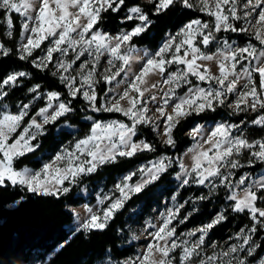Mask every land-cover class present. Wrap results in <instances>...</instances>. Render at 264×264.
<instances>
[{"label":"snow or ice","instance_id":"obj_1","mask_svg":"<svg viewBox=\"0 0 264 264\" xmlns=\"http://www.w3.org/2000/svg\"><path fill=\"white\" fill-rule=\"evenodd\" d=\"M148 3L153 5L152 15L166 14L170 9L181 6L197 9L212 20L192 19L175 34H169L168 39L155 53L149 55L145 52L148 59L128 86L122 92L109 97L113 89L108 88L101 96L97 86L102 82L111 84L124 71L131 57L123 53L122 48L129 46L133 37L148 31L153 23L149 13L140 4L128 7L126 0H0L8 37L13 35L11 14L19 13L25 18L21 25L24 42L17 49L18 58L29 61L40 71L47 70L52 65L55 69L52 75H58L67 90L65 96V93L54 90L44 92L40 84H34L28 89L29 93L34 94L28 103L21 101L15 113L8 110L0 112V188L9 185L21 186L27 192L41 196H63L72 191L71 186L77 183L78 178L95 173L103 165L117 162L119 157L131 158L138 152L155 151L154 144L147 140L134 139L140 126H151L153 131L161 130L160 124L155 123L148 114L149 100L159 103L156 95L145 97L146 93H151L158 87L156 83L148 84L146 77L149 74L160 75L164 77L165 84L172 85L161 97L162 106L155 108V113L159 114L157 119L163 120V143L168 146L175 147L173 132L181 120L208 110L216 111L218 106L226 104L228 95L233 93H236L237 98L227 106L235 112H259L251 123L264 126V48L258 53L251 42L244 47H233L225 39L222 49H218L221 54L218 75L200 63L214 59V55L205 54L201 46L207 48L216 42L217 33H249L264 46V0H244L243 3L240 0H148ZM125 8L127 14L122 22L137 21L131 30H122L112 35L99 27L103 13H119ZM239 21H244V26L238 27L235 22ZM45 41H49V45L44 55L34 56L33 53ZM70 51L75 55L70 57ZM131 51L129 48V52ZM11 53L12 49L0 41V56L7 57ZM55 53L68 59H55ZM85 53L92 57L91 62L87 59L81 60ZM105 53L106 67L98 75V66ZM116 61L122 62L121 66L112 72ZM244 61L249 63L245 64ZM251 61H256V64L253 65ZM172 65L183 67L169 72ZM253 73L257 74L258 84L252 78ZM192 77L196 81L206 82L208 86L202 87L194 83ZM242 77L247 78L244 85H240ZM30 78L31 73L22 70L0 77V101L9 95L11 89L22 86L24 80ZM182 85H188L187 91L178 97L175 90ZM42 96L46 98V105L39 108L34 116L30 115L33 101ZM78 97L87 102L92 112L121 113L129 122L94 120L87 136L76 141L71 149L66 148L56 154L51 162L45 163L38 171L26 167L16 168L17 159L39 148V143L34 144L33 141L37 135L44 133L45 125L54 124L61 117L75 111L72 101ZM169 106L171 111H168ZM36 117L41 119L37 120ZM243 123L217 124L204 139V143L210 147L205 149L200 145L195 150L189 149V152L195 151L194 165L190 171L179 161L184 176L182 186L190 183L205 185L206 182L213 188L222 186L229 190L227 199L233 202L228 207L237 213L247 211L252 221L251 226L246 225L235 235V239L241 243L231 244L227 250L221 249L211 255L202 254L205 237L215 226L227 221L228 208L219 211L209 223L187 233L190 237L200 233L191 245L186 240L174 239L178 234L173 220L177 219L180 209L188 203L185 201L184 204L177 205L174 211L170 209L156 231L149 233L151 239L145 251L124 260L122 264H233L234 261L235 264H253V261L255 264H264V257L257 258V249L261 245L254 239L258 232L264 231V207L258 206V202L264 203V176L253 180L248 174H242L235 184L232 182L236 175L233 170L245 167L240 158L245 153L249 157L246 161L248 166L254 167L256 162L264 163V139L249 141L243 135ZM233 130H237L239 134L234 135ZM199 132V126L193 130V133ZM172 164L173 160L168 156L149 161L148 165L137 170L142 176L137 183H131L137 172L128 173L115 185V192L119 195L113 192L100 197L98 204L104 205L108 201L107 206L95 212L88 207L87 212L90 215L75 231H104L109 221L133 195L159 180ZM180 175L177 174L178 179ZM236 189H240L242 194H238ZM196 199L205 200L208 197L199 196ZM71 211L79 220V214L74 209ZM193 211L197 209L194 208ZM191 215L192 212H189L178 223H184ZM149 227L155 225L150 224ZM67 243L66 240L61 247ZM212 247L215 248L216 245ZM177 249L180 250L178 258L174 255ZM239 253H244L243 257Z\"/></svg>","mask_w":264,"mask_h":264},{"label":"trees","instance_id":"obj_2","mask_svg":"<svg viewBox=\"0 0 264 264\" xmlns=\"http://www.w3.org/2000/svg\"><path fill=\"white\" fill-rule=\"evenodd\" d=\"M128 7L140 4L147 11L153 23L145 33L140 36L133 37L131 44L148 47H158L169 31H175L180 26L186 24L192 19L200 18L204 21L210 18L197 9H186L181 6L170 9L166 14L159 16L152 15L153 5L148 0H126ZM127 14V10L122 9L119 13L111 11L103 13V19L99 27L107 28L111 31H117L121 25L133 27L137 21L121 22L122 18ZM12 37H8V31L4 21V10H0V39L10 49L12 53L3 57L0 56V77L7 75L13 71H27L31 73L30 79H25L22 86L11 89L9 95L1 103L16 108L23 101H27L32 93L28 89L34 84H40L42 90L59 91L65 93L67 90L61 84L58 75L53 76L54 69L51 65L44 71L34 68L29 61H22L18 58L17 49L19 48V39L22 34V21L19 13L13 12ZM212 20V19H211ZM219 37L237 38L238 40L247 42L255 40L254 37L247 36L245 33L221 32L217 33ZM37 51L33 53L34 56ZM257 80V74H255ZM103 93V91L101 90ZM64 98V97H62ZM45 105V101L40 99L30 112L34 115L36 111ZM75 111L69 113L66 117H61L54 124H48L47 130L41 134L37 141L39 148L15 161V166L22 168L25 166L42 167L43 160L51 157L63 145H68L84 138L90 133L92 121L89 116L99 119L119 118L125 122H129L121 113L108 112H92L86 101L82 97H78L72 101ZM255 114H250L246 119L244 114H237L233 109L227 106H218L216 111H205L199 115L193 114L187 119L181 120L180 124L174 130V138L176 140L175 147L168 146L161 142L160 138L152 130L151 126H140L138 129V137L146 138L150 143L154 144L155 151L138 152L131 158L119 157L117 162L101 166L95 173L84 175L79 178L78 182L72 185V191L63 196H41L27 192L21 186H11L0 188V264H26L37 262V264H97L99 260L104 258L108 253L113 254L117 258L130 255L134 249V244H128L124 237L126 224L131 216L133 207L142 204L145 209L150 207L157 198L156 189L161 184L168 186L167 195L174 192L173 175L178 170L177 165L171 167L162 177L145 187L144 190L133 195L124 207L116 213L115 217L109 221L108 227L104 231H92L86 233L83 231H72L69 225L74 220L71 205H78L85 197L79 194V190L85 185H96L100 182L105 187L111 186L117 177L141 162L147 161L156 155L167 153L174 159L180 156L181 151L188 145L192 138L187 132L195 122L204 121H243L245 126L244 136L249 141L264 138V126L249 124ZM66 124L74 126L76 129H69ZM64 126V127H63ZM242 162H246L249 158L245 153L241 157ZM252 172H257L264 168V163L256 162L254 167L248 166ZM244 169V168H243ZM242 169V170H243ZM242 170L238 171L239 173ZM190 191H182V197L189 195ZM23 197V199H21ZM17 201H20L17 203ZM259 206L264 203L258 202ZM187 206L183 207L186 214ZM219 210V204L214 203L212 199L202 200L198 210L189 216L186 224L192 225L199 222H205L211 219ZM227 221L215 226L212 231V237L227 238L233 231L247 225L251 226L252 221L249 214L233 212L231 209L227 211ZM256 239L261 245L257 249V258L264 252V231L256 234ZM68 243L61 247L65 241Z\"/></svg>","mask_w":264,"mask_h":264},{"label":"rangeland","instance_id":"obj_3","mask_svg":"<svg viewBox=\"0 0 264 264\" xmlns=\"http://www.w3.org/2000/svg\"><path fill=\"white\" fill-rule=\"evenodd\" d=\"M241 3L244 2V0H240ZM1 10V9H0ZM71 11H77L76 9H70ZM21 15V14H20ZM209 17V16H208ZM211 21V17H209ZM24 16L21 15V21L22 23L24 22ZM13 20V17H12ZM123 20V18H122ZM121 20V22H122ZM83 22V21H82ZM123 23V22H122ZM237 24V26H244V21H239V22H235ZM183 26V25H182ZM182 26H180L177 30L175 31H169L165 37L163 38V40L159 43V46L154 48V47H148V46H139L136 44H130L127 47L122 48V52L129 54L130 55V61L129 64L127 66H125L124 71L120 73L119 76H117L115 78V80L112 81L111 84H104L103 82L101 84H99L97 86V91L98 93H100L101 96L104 95V92L108 89L111 88L113 89V92L109 93V97L112 95H115L117 93L122 92L127 86L128 84L132 81V79L134 78V76L136 74H138L142 67L144 66L146 60L148 59V56L145 55V52H147L149 55H151L152 53H155L162 45L163 43L168 39L169 34H175ZM134 27V26H133ZM103 31L108 32L112 35H116L118 34L120 31L122 30H131L132 27H128L127 25H121L120 28L117 31H111L107 28L104 27H100ZM12 31V29H11ZM252 32V29L250 28V33ZM247 34V36L250 37H254L253 35H250L249 33H245ZM74 36L76 34H73ZM52 39V38H50ZM228 40V42L230 44H232L233 47H244L247 46L249 42H251L253 45L256 46L258 53L259 51L264 48V46H261L259 41L256 40H248L247 42L238 40L237 38H229V37H219L217 36V41L214 42L213 44L209 45L207 48L202 47V51L205 52V54H209V55H214V59L213 60H204V61H200V63L204 64L205 66H207L210 71L213 74H217L218 75V62L219 59L221 58V54L218 51V49H222L223 47V41L224 40ZM1 41V39H0ZM24 42V39L22 38V34L21 37L19 39V46L21 45V43ZM49 45V41H45L44 44L41 45L40 49H37L36 51L38 52V54L36 56H42L44 55V52L46 50V47ZM6 46V45H5ZM7 47V46H6ZM8 48V47H7ZM129 48L132 49L131 52H129ZM75 53H72L70 51V57L74 56ZM54 58L55 59H68V57H61L59 53H55L54 54ZM87 59L90 62L92 61V57L89 56L87 53H85L84 57H81V60ZM106 59H107V53H105L104 56L101 57L99 66H98V75L103 73V69L106 67ZM79 61L77 62V65H79ZM116 67L112 68V72L117 71V69L121 66L120 61H116ZM245 64H248V61H244ZM251 63L253 65L256 64V61H251ZM52 66V65H51ZM182 68L183 66L180 65H172L169 67L168 71L172 72V71H176L177 68ZM75 68V66H74ZM55 70V69H54ZM78 70V69H76ZM240 68L238 66L237 71H239ZM75 74V72L73 73ZM167 74H165L166 76ZM254 80H256L255 78V73H253V77ZM148 84H153L156 83L158 84V87L156 89H153L151 91V93H146L145 97L147 98L150 95H156L157 97V102H153L150 101L148 102V107L150 109L149 111V116L152 117L153 121L155 123L160 124L161 126V130L160 131H154L155 134L160 138L161 142L164 141V137L161 134L162 133V128H163V120H159L157 119L159 114L155 113V108L158 106H162L163 101L161 100V97L163 96V94L165 92H167L169 90L170 87H172V85L169 84H165L164 83V77L157 75V74H149L146 77ZM193 80L194 83L199 84L202 87H207V83L206 82H199L196 81L194 77L191 78ZM119 82V83H118ZM247 82V78L246 77H242L240 80V85H244ZM214 83V82H213ZM249 87H251V85H248ZM187 87L188 85H182L180 88H177L175 90L176 92V96H183L185 94V92L187 91ZM239 87V85H238ZM101 90L103 91V93L101 92ZM241 90H245L243 88H241ZM44 92H47L48 90H43ZM34 94L31 95V97L25 101L24 103H28L29 100L32 99V96ZM237 98L236 93L233 94H229L226 100L227 104L233 103ZM40 99H43L45 101V105L47 103L46 98L45 97H41ZM40 99L33 101V106L34 104H36ZM63 99V98H62ZM107 99V97L105 98ZM124 103V102H122ZM44 105V106H45ZM42 106V107H44ZM232 109V108H231ZM4 110H8L10 112H17L18 111V107L14 108L11 107L8 104L5 103H1V110L0 112H3ZM168 111H171V106L168 107ZM237 114H244L245 115V119L250 115V114H255V116H253V119L255 117H257L260 113L259 112H253L251 110L245 111V112H237ZM35 115V114H34ZM33 115V116H34ZM92 117V119H90L92 122L94 120H102V121H111V120H121L119 118H108V119H99V118H95L94 116H89ZM27 119V117H26ZM37 120H40V117H36ZM252 119V120H253ZM123 121V120H122ZM229 123V124H240V122H236V121H227V120H216V121H204V122H195L191 127L188 128L187 132L189 133V135L191 136L192 140L191 142L185 146V148L181 151L180 156L176 157V158H172L171 155L167 154V153H163V154H159L156 155L155 157L141 162L138 165H136L135 167H133L132 169H130L129 171L119 175L117 177V179L115 180V182L109 186V187H105L104 183L100 182L96 185H87L85 184L80 190H79V194L82 195L84 198L83 201H81L78 205H71L70 208L74 209L76 211V213L79 214V220H77V218L74 216V220L73 222L69 225V229L72 231H75L78 227V225L80 223L83 222V220H85L88 215H90L87 212V208L91 207L93 209V211H100L103 209V207L107 206L108 201L105 202L104 205H99L98 204V199L104 195H108L111 194L113 192H115V185L117 183H119L124 176H126L128 173L130 172H137V174L135 176L132 177V181L131 183H137L141 180L142 176L141 173H139L137 170L143 166V165H148L149 161H156L157 159H159L161 156H168L170 158H172L173 160V164L171 165V167H174L175 165H177L178 170L175 171L173 173V175H170L171 179H174L173 184H171V186L174 187V192L170 195H167L166 192H168V186H166V184H161L160 186H158V188L156 189L157 191V198L155 199V202L153 203V205L150 207V209H145L142 204H139L135 207L132 208L131 210V216L127 221L126 224V230L124 232V237L126 238V241L128 244H134L135 245V249L134 251L125 257L122 258H117L115 256H113V254L108 253L104 258H102L101 260H99L97 262V264H122V262L130 257H135L137 255H141L145 249L147 244L149 243L151 237L149 236V233L155 232L156 228L160 226V224L163 222V218L167 215L168 211L171 210H175V207L179 204H184L185 201H188L187 204H185L184 206H187L186 209V214H184L183 212V208L180 209V214L177 217L176 220H173V224L176 225V231H177V237H174V239H177L178 241H188L189 245H191V243L193 241H195L200 233H197L196 236L194 237H190L188 235H186L187 233H189L190 231H193L201 226H203L204 224L209 223L212 218L221 210L228 208L231 209L230 207H228L230 204H232V201H229L227 199V195H228V189H225L224 187H218V188H213L211 187V185L206 182L205 185H199V184H195V183H190L189 185H183L182 186V179L184 178L183 174H182V170L180 168V164L179 161H182L183 164L185 165V167H187L189 169V171L191 170L192 166L194 165V155H195V151L189 152V149H197L198 146L203 145V147L206 149L208 147H210V145L205 144L204 143V139H206L209 134L211 133L212 130H214V128L216 127L217 124L220 123ZM249 124H252L251 122H249ZM200 127V132L198 134L193 133V130L197 127ZM260 126V125H258ZM64 127V126H63ZM67 128L69 129H76L74 126H70L68 124H66ZM242 131H243V135L245 132V126L241 125ZM47 130V125H45V130L44 133ZM33 131H35V129H33ZM43 133V134H44ZM192 133V134H190ZM233 134H239V132L237 130H233ZM40 135H37V138L35 141H33V143H37V139ZM174 136V134H173ZM82 139V138H81ZM134 139L136 140H147L144 137H135ZM264 139V138H262ZM80 140V139H79ZM260 140V139H257ZM148 141V140H147ZM149 142V141H148ZM75 144V142L73 143H69L68 145H63L58 151H56L51 157L46 158L43 160V165L45 163L51 162L55 155L60 153L61 151H63L64 149H71V147ZM187 153V154H186ZM167 163V161H166ZM245 163V167L244 169H239V170H233L236 175L235 177H233V184L236 183V180H238L239 176L242 174H248L253 180L259 179L261 176H264V168L257 171V172H252L251 169L248 167V165ZM42 165V166H43ZM16 167V166H15ZM26 168L32 169V170H39L41 167L36 168V167H32V166H25ZM22 167V168H25ZM170 167V168H171ZM18 168V167H16ZM22 168H18V169H22ZM169 168V169H170ZM242 170V172H238ZM177 174H181L180 178H177ZM194 175V174H193ZM79 180V178H78ZM78 182V181H77ZM218 183V181H216ZM67 183V182H66ZM154 183V182H153ZM152 184V183H150ZM150 184H148L147 186H149ZM146 186V187H147ZM182 191H190L189 195L186 197H182ZM236 191L238 192V194H242L240 189H236ZM115 195H119L118 192H115ZM199 196H207L208 199H212V201L214 203H218L219 204V210L217 211V213L209 220L205 221V222H199V223H195L192 225H187L186 222L184 223H178V221L180 219H183L184 216H186L189 212H195L193 211V209H197L201 203L202 200H197L196 198ZM175 197V199H173ZM259 206V205H258ZM264 207V206H261ZM227 215V212H226ZM189 218V217H188ZM155 225V227H149V225ZM246 226V225H245ZM245 226L241 227L244 228ZM250 227V226H249ZM239 228L238 230H235L232 232V234L227 237V238H215L212 237V231H210L207 236L205 237V244L202 247V254L207 253L208 255L213 254L214 252H219L221 249L227 250V248L229 247V245L231 244H239L241 243V241H238L235 239V235L237 232H239V230L241 229ZM136 237V238H134ZM232 238V239H230ZM254 239L256 240V243H258L256 236L254 237ZM212 245H216V247H212ZM179 249L176 250V253L174 255H177L178 258V254H179ZM239 255L241 257H243L244 253H239ZM259 257H264V252L259 256ZM258 257V258H259ZM157 258H159V254H157ZM198 259V258H197ZM250 260L252 259L251 257L249 258ZM26 264H37V262H31V263H26ZM233 264H235V261L233 262ZM253 264H255V261H253Z\"/></svg>","mask_w":264,"mask_h":264}]
</instances>
